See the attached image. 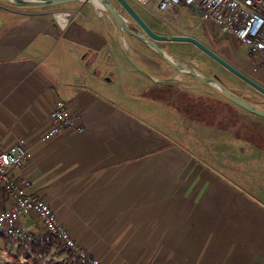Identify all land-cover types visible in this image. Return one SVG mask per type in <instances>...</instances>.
<instances>
[{
  "label": "crops",
  "instance_id": "obj_1",
  "mask_svg": "<svg viewBox=\"0 0 264 264\" xmlns=\"http://www.w3.org/2000/svg\"><path fill=\"white\" fill-rule=\"evenodd\" d=\"M59 10L80 13L63 23L55 17ZM116 46L144 57L95 0L0 3V151L20 141L29 149L10 175L26 179L27 191L51 203L60 222L103 264H264V145L252 148L255 196L138 119L116 84L119 76L138 74L116 66ZM228 60L264 85V63L253 57L250 64L238 54L232 55L236 63ZM141 75L136 81L152 85L166 78L162 71ZM188 90L199 95L181 99L183 113L187 108L195 117L204 110L211 126L235 121L252 135L263 131L264 117L248 111L220 116L218 107L230 114L232 106ZM58 99L69 102L85 129L45 139ZM10 204L0 190V212ZM20 222L30 233L45 231L35 213ZM4 236L0 231L3 248Z\"/></svg>",
  "mask_w": 264,
  "mask_h": 264
},
{
  "label": "rangeland",
  "instance_id": "obj_2",
  "mask_svg": "<svg viewBox=\"0 0 264 264\" xmlns=\"http://www.w3.org/2000/svg\"><path fill=\"white\" fill-rule=\"evenodd\" d=\"M128 2L141 14L145 15L150 13L148 8L134 0H128ZM0 3L6 6L19 7L10 0H0ZM105 12L107 11L105 10ZM177 12L183 22L181 23L180 28H175L170 24L165 26L161 21L155 29L168 35L191 31L193 35L208 42V44H210L215 50L220 51L232 62H234V60H232L233 54L240 55L243 61L250 64L253 62V57L249 55L248 49L244 44L231 37L222 35L217 36L212 29L211 24H203L201 27L196 28L198 14L195 11L185 6H180L177 8ZM122 35L125 39L129 40L131 46L136 47L144 54V57L143 55L142 57L138 56L143 66H155V71H162V76L164 77L177 73V70L170 65L168 69L164 70L159 62L154 61L155 63H151V60H149L147 56L145 57V54L150 52L147 45L139 43L138 40L128 36L126 32H122ZM159 43L166 44L163 42ZM112 50L118 56L116 66H127L135 69L138 74L132 77L119 76L116 79V84H119L128 96V98L125 99L122 97L121 100L129 101L131 104H134L133 107L138 115V119L143 120L144 123L151 126L154 130L161 131L175 142L187 148L205 163L216 165L218 169L222 170L221 172L223 174L228 176L229 179L234 182L235 185H243L250 194L256 196L258 161L255 151L254 149L252 150V148H254L257 143H259V145H264V129L261 132H257L258 134L252 135L247 132V130H243V127H240L235 121L225 122V124L224 122L222 124H212L211 126V123H208V120H206L207 112L204 110L201 111L202 114L193 117L191 110L186 108L184 114L182 111L183 103L181 99L193 100L194 96L195 99H197L199 93H192L188 90V88H194L200 90V93L202 94H208L210 97H215L222 100L224 103L226 102L225 104L232 106L233 111L230 112V114L224 113L226 108L218 107L217 112L218 114H221L220 116L227 115L230 118L233 115L239 116L246 114L247 110L245 111L244 108L231 100L223 92L219 90L216 91V89L204 85L201 81L190 76L186 77L185 75L176 74L179 79H175L173 83H171V81L167 82L166 80H163L161 85H152L149 81L145 82L141 79L136 81L134 77H138L142 74V77L147 78L145 75L148 72L142 68L143 66L141 63L135 58L131 60L128 59L125 56L123 49L119 46L112 47ZM128 50L129 49H127V52ZM169 54L174 61L178 63H187L186 60L179 58L173 53L169 52ZM207 55L208 54L205 55L204 53H201L200 58L208 60L209 57H207ZM217 63L219 62L217 61ZM160 67L162 68L161 70ZM215 68L216 73L221 80L227 84L228 89L234 91L241 98L251 103H258L261 107H264V94L262 92L242 80L240 77H235V74L225 68L222 64H216ZM138 70H143L146 74L144 75L142 71ZM203 74H205V72H203ZM231 76L233 77L230 78ZM175 84H180L187 89L184 91H178ZM189 93L190 95H188ZM199 97H201V95ZM159 99L162 100L160 101ZM237 107L240 109H236ZM260 168L263 170L264 179V167L260 166ZM259 178L262 179L260 172Z\"/></svg>",
  "mask_w": 264,
  "mask_h": 264
},
{
  "label": "built area",
  "instance_id": "obj_3",
  "mask_svg": "<svg viewBox=\"0 0 264 264\" xmlns=\"http://www.w3.org/2000/svg\"><path fill=\"white\" fill-rule=\"evenodd\" d=\"M164 21L179 27L182 22L177 8L185 6L198 14L199 25L211 24L217 36H226L244 44L251 57L264 63V0H134ZM79 10H59L55 17L59 22L78 17ZM52 126L45 139L58 135L64 129L84 131L77 123L76 114L67 100L58 99L51 114ZM29 156L24 142H16L0 151V185L4 186L11 198L8 208L0 212V231L16 238L28 236L30 231L20 218L35 213L44 229L57 237L64 250L79 264H103L102 261L81 244L71 231L60 222L51 203L27 191L24 178H14L10 171L22 166Z\"/></svg>",
  "mask_w": 264,
  "mask_h": 264
},
{
  "label": "water",
  "instance_id": "obj_4",
  "mask_svg": "<svg viewBox=\"0 0 264 264\" xmlns=\"http://www.w3.org/2000/svg\"><path fill=\"white\" fill-rule=\"evenodd\" d=\"M15 4L18 5H60L66 2L74 1V0H10ZM121 7L127 10L130 15L137 21V23L140 25L142 32L132 29L126 22L124 16L121 14L119 9L116 8V6L111 2V0H99L100 6H102L108 14L112 17V19L116 22L117 26L122 32H129L136 37L140 38L141 40H144L146 43H148L152 48H154L160 56L171 66L177 68L181 73L183 74H189L193 75L200 80L207 82L213 86H215L217 89H219L221 92H223L226 96H228L231 100H233L235 103H237L239 106L244 108L245 110L249 111L252 114H256L259 116L264 117V109L259 108L257 105L241 98L231 90H229L219 79L212 76H205L204 74L200 73L198 70H196L193 67H186L185 65H182L176 61H174L173 58H170L171 55L164 49H162L156 42V40H174V41H191L195 43L197 46H199L202 50H204L207 54H209L212 58L217 60L219 63H221L223 66H225L227 69H229L231 72L236 74L238 77L246 81L247 83L254 86L256 89H258L260 92L264 94V85L259 83L257 80L252 78L250 75L245 73L244 71L240 70L236 66H234L232 63H230L228 60L223 58L220 54H218L216 51L211 49L209 46L204 44L201 40L198 38L189 35V34H164V33H158L154 31L147 22L142 18V16L136 11V9L128 2V0H118ZM193 9V8H191ZM125 56H127L128 59L131 60L126 50H124Z\"/></svg>",
  "mask_w": 264,
  "mask_h": 264
},
{
  "label": "flooded vegetation",
  "instance_id": "obj_5",
  "mask_svg": "<svg viewBox=\"0 0 264 264\" xmlns=\"http://www.w3.org/2000/svg\"><path fill=\"white\" fill-rule=\"evenodd\" d=\"M112 3L116 6L117 9H119V11L121 12V14L124 16L127 24L132 29L142 32V29H141L140 25L137 23V21L130 15V13L127 10H125L124 8L121 7V5H120V3H118V1H116V3H114V2H112ZM137 12L142 16V18L147 22V24L154 31H156L158 33H161V32L158 31L157 29H155V27L157 25H159L161 21L164 23L165 26H168L169 25V23H167L166 21H164L161 17L157 16L151 10H149V12H150L149 14L150 15L149 14H145V15L144 14H141L139 11H137ZM181 23H183V22H181ZM181 23H180V26H181ZM180 26L179 27H175V28H180ZM201 26L202 25H199V23L197 21L196 28H199ZM126 33L131 38H134V39L138 40L139 43L144 44V45H147V47L150 49V52L146 53L145 56H147V58H149V60H151L150 61L151 63L159 62L161 64V67L164 68V70L168 69V67H169L170 64L167 63L154 48H152L148 43H146L144 40H141L140 38L136 37L135 35H133V34H131L129 32H126ZM164 34H166V33H164ZM179 34H189V35H192V36L198 38L204 44H206L211 49H213L218 54H220L223 58H225L226 60H228L220 51L215 50L210 44H208V42L203 41L198 36L193 35L191 31H184L183 33H179ZM156 42H157V44L162 49L166 50L168 53L171 52L174 55L178 56L179 58L184 59V60L187 61V63H180V64L185 65L186 67H193V68H195L196 70H198L202 74H203V72H205V74H204L205 76H212V77H216L217 79H219L218 78L219 75L216 73V68H215L216 67V64H219V63H217V60H213L214 58H211V56L209 54L207 55V57H209L208 60H204V59L200 58L201 57V53H204L205 55L207 53L204 50H202L199 46H197L195 43H193L191 41H174V40H158V41L156 40ZM159 42H163V43H166V44H160ZM169 43H173V44H169ZM124 50L125 49H123V51ZM137 51H139V50L137 49ZM126 52H127V50H126ZM127 53H128V55H129V57L131 59H134L135 58L136 60H138L141 63V60L139 58H136L135 56L131 55L129 50H128ZM141 65H142V63H141ZM161 67H160V70L162 69ZM142 68L146 72H148V73L146 74L145 71H143V70H140V71H142L143 73H145L148 77H151V74L154 73V72H156L155 71L156 70V67L155 66L144 65ZM173 68H175V67H173ZM175 69L177 70V73H176L177 75H185L186 77L187 76H190L192 78H195V79L201 81L204 85H208V86L215 87V86H213V85H211V84H209L207 82H204V81L200 80L199 78H197V77H195L193 75L183 74L177 68H175ZM176 74H172V75L166 76L165 80L167 82L168 81H171V83H173V81L175 79H179V77H177ZM234 76L237 77L236 74ZM232 77L233 76H231L230 78H232ZM237 78H239V77H237ZM223 84L228 88L227 84H225V83H223ZM175 85H176V89L178 91L179 90L184 91L185 89H187V88L182 87V85H180V84H175ZM184 94H186V93H184Z\"/></svg>",
  "mask_w": 264,
  "mask_h": 264
},
{
  "label": "trees",
  "instance_id": "obj_6",
  "mask_svg": "<svg viewBox=\"0 0 264 264\" xmlns=\"http://www.w3.org/2000/svg\"><path fill=\"white\" fill-rule=\"evenodd\" d=\"M0 190L9 196L4 186L0 185ZM4 237L6 245L5 248L0 246V264H79L64 250L60 240L46 230L38 234L29 233L24 238Z\"/></svg>",
  "mask_w": 264,
  "mask_h": 264
},
{
  "label": "bare ground",
  "instance_id": "obj_7",
  "mask_svg": "<svg viewBox=\"0 0 264 264\" xmlns=\"http://www.w3.org/2000/svg\"><path fill=\"white\" fill-rule=\"evenodd\" d=\"M96 2H97V4H99L100 5V3H99V0H95ZM170 58H172V57H170Z\"/></svg>",
  "mask_w": 264,
  "mask_h": 264
}]
</instances>
